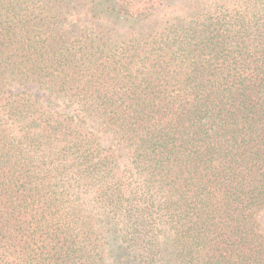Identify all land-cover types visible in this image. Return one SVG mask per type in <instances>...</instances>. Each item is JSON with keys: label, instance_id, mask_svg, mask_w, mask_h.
I'll use <instances>...</instances> for the list:
<instances>
[{"label": "trees", "instance_id": "trees-1", "mask_svg": "<svg viewBox=\"0 0 264 264\" xmlns=\"http://www.w3.org/2000/svg\"><path fill=\"white\" fill-rule=\"evenodd\" d=\"M263 210L264 0H0V264H264Z\"/></svg>", "mask_w": 264, "mask_h": 264}, {"label": "rangeland", "instance_id": "rangeland-1", "mask_svg": "<svg viewBox=\"0 0 264 264\" xmlns=\"http://www.w3.org/2000/svg\"><path fill=\"white\" fill-rule=\"evenodd\" d=\"M70 17L71 19H73V16H70ZM22 88H23L22 86L16 85L12 89H22ZM28 91L34 94H40V95L44 94V92L42 91H37L35 86L28 89ZM100 139L104 146L113 147V149L115 150L114 151L115 155H116L115 160L116 162L121 164L123 162V154H124V151L122 150L121 146L118 144H115V141L112 140V137L108 133H100ZM260 221H261V226L264 229V210L260 213Z\"/></svg>", "mask_w": 264, "mask_h": 264}]
</instances>
